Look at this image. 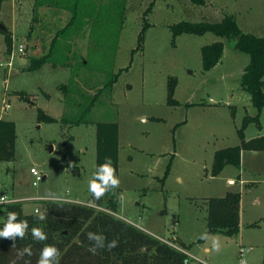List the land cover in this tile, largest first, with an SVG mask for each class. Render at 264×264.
<instances>
[{
	"label": "rangeland",
	"instance_id": "374dc122",
	"mask_svg": "<svg viewBox=\"0 0 264 264\" xmlns=\"http://www.w3.org/2000/svg\"><path fill=\"white\" fill-rule=\"evenodd\" d=\"M150 1L126 0L124 21L114 37V28L105 38L89 28L83 37L72 38L68 48L60 42L56 56L63 53L70 61L74 53L85 63L78 67L70 91L92 94L126 68L110 92L99 95L87 116L89 123L72 127L60 118L75 114L76 108L64 104L58 89L67 84L69 69L44 64L27 70L30 58L47 52L54 30L69 14L40 8L35 12L34 0L3 1L0 19L11 34L12 48L5 52L0 34V119L14 123L15 145L13 159L0 162V195L18 198L24 214L47 200L90 203L94 123L115 122L120 180L115 216L182 249L188 264H240V246L248 249L246 264H264V151L243 150L240 167L229 164L211 174L214 152L239 145L243 117L256 113L249 94L240 87L248 57L232 42L212 34L173 39L169 29L181 21L214 23L232 15L243 32L264 37V0H204L200 6L189 0H154L145 15L149 26L142 47L136 49ZM215 41L223 43L222 62L204 71L200 48ZM18 45L23 46L22 53L17 52ZM170 77L176 79L173 104L166 102ZM38 109L55 120H39ZM242 134L246 141L264 136V107L258 125L250 122ZM30 169L42 177L35 186ZM227 179L235 183L233 187L226 185ZM227 191L240 194L238 231L205 234L204 200Z\"/></svg>",
	"mask_w": 264,
	"mask_h": 264
},
{
	"label": "trees",
	"instance_id": "16d2710c",
	"mask_svg": "<svg viewBox=\"0 0 264 264\" xmlns=\"http://www.w3.org/2000/svg\"><path fill=\"white\" fill-rule=\"evenodd\" d=\"M4 0H0L1 5ZM195 5H204V0H189ZM154 0L150 1L143 12L142 26L137 36L136 49H141L143 34L149 23L145 15L150 11ZM126 0H34L35 12L40 8L48 12L64 11L69 14L65 24L55 29L48 50L39 57L29 59L28 71L41 68L44 64L52 67L60 65L69 69L70 76L67 84H61L58 89L63 93V102L67 107H75L76 113L64 115L60 122L70 127L89 123L87 116L94 107L99 95L109 93L113 83L122 70L109 77V79L96 89L92 94H85L75 89L70 91L78 77V67L85 64L82 58L77 59L76 54L71 55L70 61L63 53L56 56L55 53L60 42H66V48L72 38L83 37L87 30L93 35L105 38L112 35L110 28H114L113 37L119 32L124 21ZM0 24H2L0 19ZM99 25V26H97ZM99 28V32H96ZM109 29V30H108ZM171 36L181 34L205 35L212 34L217 38L232 42L234 49L248 57V62L243 68L240 87L250 96V104L255 109L254 116H245L242 119L237 134L239 145L227 147L214 152L211 163V174L215 175L226 165L240 167V153L246 151H264V136L250 140L243 138V129L250 123L258 125V116L264 107V37H259L243 32L237 25L234 16L225 15L219 22H187L181 21L169 26ZM32 32L31 29H29ZM28 31V34L30 32ZM96 32V33H95ZM5 44V52L9 53L12 48L10 32L0 29ZM29 35H27L28 37ZM26 37V38H27ZM173 41V40H172ZM223 54V43L215 41L200 48L201 66L204 71L214 67ZM57 59H56V58ZM176 79L170 77L166 84V102H176L173 97V89ZM74 93L73 95L68 94ZM20 99L26 100L23 94ZM37 118L45 122L55 119L46 115L42 110H37ZM95 126V170L97 166L105 163L110 158L112 166L118 171V132L117 124L111 121H98ZM15 145V126L13 122L0 119V162L13 159ZM169 163L166 168H168ZM116 190V189H115ZM115 190L107 193L101 200L90 197V204L86 206L74 202H60L56 200L43 201L38 210L39 215L46 219H38V213L24 214L20 202L1 204L4 208V218L0 222L1 230L7 222V213L16 212L17 222L28 221V231L24 239L16 238L15 242L2 238L0 241V264H37L41 249L47 244L59 249V264H188L187 256L158 238L144 232L125 220L115 216L117 198ZM239 192L228 191L222 197L207 199L206 233L221 232L234 235L238 231V200ZM105 200V201H104ZM98 207L99 209L95 208ZM33 227L41 228L47 235V240L37 242L31 235ZM89 232L106 237L105 247L97 248L95 252L89 251L92 242L87 239ZM116 240L118 246L107 249V243ZM15 243V247H13ZM31 247L32 256L24 255L19 258L18 251Z\"/></svg>",
	"mask_w": 264,
	"mask_h": 264
},
{
	"label": "clouds",
	"instance_id": "9594fccd",
	"mask_svg": "<svg viewBox=\"0 0 264 264\" xmlns=\"http://www.w3.org/2000/svg\"><path fill=\"white\" fill-rule=\"evenodd\" d=\"M120 186V180L116 176V169L112 166L110 158H106L105 163L97 166L92 177L88 181V191L94 200H101L107 193L114 191ZM5 199L0 197V200ZM38 212V210H37ZM18 214L16 212L7 213V222L2 231H0V238L10 239L15 242L16 238L24 239L28 231V221L21 220L17 222ZM38 219L44 220V215L38 214ZM31 235L37 242H43L47 240V235L41 228L33 227L31 229ZM205 238V237H201ZM87 239L92 242V247L89 251L95 252L97 248L105 247L106 237L96 233L89 232ZM118 246V241L112 240L107 243V249L111 250ZM15 247V243H13ZM19 258H23L24 255L32 256L31 247H26L17 253ZM60 252L55 246L45 245L41 251L37 264H59ZM14 264V262H13ZM25 264H30V261H26Z\"/></svg>",
	"mask_w": 264,
	"mask_h": 264
},
{
	"label": "built area",
	"instance_id": "2783aa9c",
	"mask_svg": "<svg viewBox=\"0 0 264 264\" xmlns=\"http://www.w3.org/2000/svg\"><path fill=\"white\" fill-rule=\"evenodd\" d=\"M23 50H24L23 46H22V45H18L17 52L22 53ZM12 56H13V55H11L10 60H11ZM8 63H10V61H9ZM8 65H9V64H8ZM8 107H9V106L6 105V106H5V109L8 108ZM30 174L34 177V181H33V183H32L33 186L37 185V183L40 182V181L42 180V177H40V175L38 174V172L35 171L34 169H30ZM226 184H227V185H233L234 182H233L232 180L228 179V180L226 181ZM0 197H4V196H0ZM4 198H5V199L0 200V204L10 203V202H15V201H16V200H10V199H7L6 197H4ZM86 206H92V205H91L90 203H88V204H86ZM92 207H94V206H92ZM95 208H96V207H95ZM97 209H98V208H97ZM37 210H38V208H34L33 212H34V213H38ZM38 211H39V210H38ZM162 241H163V240H162ZM163 242H165V243H167L168 245H170L171 247H173V248H175V249H177V250L183 252L182 249H179V248L175 247L172 243H169V242H167V241H165V240H164ZM247 250H248L247 248H244V247H242V246L239 247L238 255H239V257H240V264H246V263H245V259H244V255H245V253L247 252Z\"/></svg>",
	"mask_w": 264,
	"mask_h": 264
},
{
	"label": "crops",
	"instance_id": "0c3cea01",
	"mask_svg": "<svg viewBox=\"0 0 264 264\" xmlns=\"http://www.w3.org/2000/svg\"><path fill=\"white\" fill-rule=\"evenodd\" d=\"M40 9L41 10H44L43 9V7H40ZM223 53H224V51H223ZM222 56H223V54H222ZM222 62V57H221V60L218 62V63H221ZM217 63V64H218ZM216 64V65H217ZM228 180V179H227ZM226 180V181H227ZM235 184V183H234ZM234 184L233 185H227L228 187H233L234 186ZM228 192V191H227ZM0 196H2V195H0ZM5 197V196H4ZM7 199H10V200H16V201H18L19 202V199L18 198H16V197H14V196H12V197H10V198H7ZM47 201H49V200H47ZM57 201H59V200H57ZM205 202L207 201V200H204ZM74 203H76V202H74ZM89 203V202H88ZM88 203H80V204H83V205H86V204H88ZM0 206H1V204H0ZM0 210H2V213H3V218H4V208L1 206L0 207ZM3 218L0 220V222H2L3 221ZM123 220H125V219H123ZM126 222H128L127 220H125ZM128 223H130V224H132L131 222H128ZM133 225V224H132ZM135 227H137V228H139V229H141V230H143L144 232H146V233H148V234H151V232H149V231H147V230H145V229H143V228H141L140 226H135ZM0 231H2V230H0ZM152 235V234H151ZM154 236V235H153ZM157 238L159 239V240H163L164 241V239L163 238H160V237H158L157 236ZM173 239H174V237H172ZM0 239H2V238H0ZM205 251H208V249H205Z\"/></svg>",
	"mask_w": 264,
	"mask_h": 264
},
{
	"label": "water",
	"instance_id": "95a60500",
	"mask_svg": "<svg viewBox=\"0 0 264 264\" xmlns=\"http://www.w3.org/2000/svg\"><path fill=\"white\" fill-rule=\"evenodd\" d=\"M5 27L2 25V24H0V29H4ZM44 179V178H43Z\"/></svg>",
	"mask_w": 264,
	"mask_h": 264
}]
</instances>
